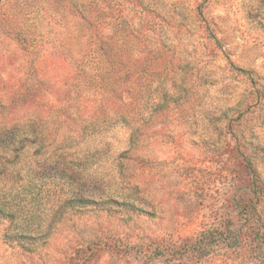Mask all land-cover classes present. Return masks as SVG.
Segmentation results:
<instances>
[{
	"label": "rangeland",
	"instance_id": "1",
	"mask_svg": "<svg viewBox=\"0 0 264 264\" xmlns=\"http://www.w3.org/2000/svg\"><path fill=\"white\" fill-rule=\"evenodd\" d=\"M95 12L122 72L151 59L142 81L92 86L96 70L78 76L85 42L58 48L44 16H30L26 48L0 37V128L17 126L23 141L0 151V189L22 206L0 218V264H264L224 245L177 254L235 217L247 162L264 179V0H98ZM81 197L132 206L62 208ZM32 215L43 240L4 239Z\"/></svg>",
	"mask_w": 264,
	"mask_h": 264
},
{
	"label": "trees",
	"instance_id": "2",
	"mask_svg": "<svg viewBox=\"0 0 264 264\" xmlns=\"http://www.w3.org/2000/svg\"><path fill=\"white\" fill-rule=\"evenodd\" d=\"M97 1L0 0V37H18L17 43L26 48L28 46L27 40L19 37H31L32 29L27 25L30 16L35 18L44 16L43 19H48L52 26L56 27L57 33L55 34L60 37V41L56 43L58 48H63L70 36L80 37L79 39L85 42L84 46L87 51L85 50L82 58L77 61L80 71L78 76L85 74L87 76L88 69L96 70L89 74V83L92 86L97 84L98 89H103L106 79L110 83H114L115 80L124 82L126 77L137 74L142 81L144 76L148 74L147 66L152 64L148 63L151 59L143 63V58H139L134 72H122L125 68L123 60L119 57V61H116L109 56L111 37L101 35L96 31L98 15H96L95 9ZM11 19L15 20V25L12 24ZM120 41L119 44L123 48L125 46L124 37H120ZM152 59H156V57L153 56ZM113 75H116V78H112ZM154 91L156 90H152L153 93ZM141 92V90L138 91L137 95L132 97L129 105H133V108L139 96L141 98ZM152 96V93L148 96L147 103L149 106L147 108L154 113L157 108ZM18 136L17 126L0 128V151L7 153L11 147L14 148L13 151L17 150L23 143ZM0 158H2L1 152ZM245 165L252 174L253 180L245 186L235 201V217H223L206 224L196 237L185 240L177 248L179 256L206 257L221 245L244 252L250 260H258L260 254L264 255V179L259 168L256 167L255 161L250 160ZM9 198L5 190L0 189V218L14 221L22 211V206L20 202ZM91 206L110 208L109 206L131 207L132 205L127 201L120 202L115 199L96 201L81 197L79 199H67L62 208L78 207L82 209ZM137 210L144 212L141 208H137ZM36 220L39 219L35 215L24 217L19 230L16 226L12 230L6 231L4 239L7 242L17 240L24 245L43 240L46 237L45 234H34L33 229H31Z\"/></svg>",
	"mask_w": 264,
	"mask_h": 264
}]
</instances>
